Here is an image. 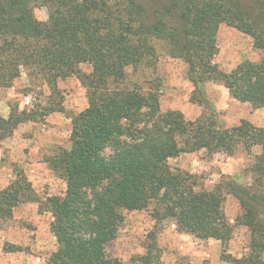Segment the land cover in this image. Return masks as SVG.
Segmentation results:
<instances>
[{
  "label": "trees",
  "instance_id": "1",
  "mask_svg": "<svg viewBox=\"0 0 264 264\" xmlns=\"http://www.w3.org/2000/svg\"><path fill=\"white\" fill-rule=\"evenodd\" d=\"M38 5L49 9L45 22L34 15ZM222 24L240 28L264 51V0H0V86H11L25 69L52 87L75 76L87 90L88 107L72 119L70 149L60 148L49 160L66 194L41 203L23 174L0 190V219L29 202L51 213L57 250L48 264H126L106 246L116 239L124 210L143 211L152 203L156 218L174 221L180 233L226 243L234 225L223 210L225 190L240 203L237 223L250 231V250L241 258L222 254V260L264 264V193L258 191L264 186V127L241 120L221 128L213 116L191 121L178 110L162 112L159 93L131 87L126 73L151 64L153 40L166 39L172 56L189 66L193 102H199L200 85L212 82L234 100L264 108V60L244 61L231 72L215 62ZM81 64L92 71L83 73ZM36 120L12 106L7 118L0 114V144ZM241 147L261 149L249 187L197 191L195 176L169 165L182 154L232 156ZM11 248L5 251H21Z\"/></svg>",
  "mask_w": 264,
  "mask_h": 264
},
{
  "label": "rangeland",
  "instance_id": "2",
  "mask_svg": "<svg viewBox=\"0 0 264 264\" xmlns=\"http://www.w3.org/2000/svg\"><path fill=\"white\" fill-rule=\"evenodd\" d=\"M34 15L45 22L49 9L35 6ZM153 45L155 60L138 70L130 66L126 73L131 87L159 93L162 112L178 110L191 121L213 116L221 128L238 125L243 118L254 119L253 115L258 112L261 124L264 109L256 111L249 104H240L219 83L200 85L203 92L197 94L199 102H193L195 85L189 66L183 59L172 56L168 40L154 39ZM217 45L219 50L214 60L226 72L244 61L264 60V51L257 49L253 38L236 26L222 24L217 33ZM80 69L86 74L92 71L89 64H81ZM27 97L31 98L30 105L25 103ZM12 106L33 112L37 120L20 125L0 144V188L8 187L18 174H23L41 203L49 197H63L67 184L52 171L49 160L60 148L70 149L72 119L88 107L86 88L75 76L59 79L52 87L42 77L29 76L23 69L11 86H0V114L8 117ZM51 107L55 108L54 112L50 111ZM106 153L109 154V150ZM260 153V148L247 150L244 147L232 156L201 150L170 159L169 165L173 170L195 176L197 191L213 190L219 185L228 187L230 183L249 187L256 179L252 169ZM258 191L264 193V186ZM225 193L223 210L234 225L230 241L223 243L180 233L174 221L156 218L157 206L152 203L143 211H123L124 220L117 237L106 246L108 255L126 264H231L222 260V254L237 258L248 254L250 231L237 223L242 214L238 199L226 190ZM52 221L51 213L45 208L41 210L36 202L22 204L0 219V264H48L57 250V240L50 230ZM13 246L21 251H5Z\"/></svg>",
  "mask_w": 264,
  "mask_h": 264
},
{
  "label": "crops",
  "instance_id": "3",
  "mask_svg": "<svg viewBox=\"0 0 264 264\" xmlns=\"http://www.w3.org/2000/svg\"><path fill=\"white\" fill-rule=\"evenodd\" d=\"M229 92V91H228ZM229 96L231 97V95H230V93H229ZM236 101V100H235ZM238 102V101H237ZM240 104H248V103H241V102H239ZM250 106H251V104H249ZM264 108H261V109H255L256 111L257 110H263ZM257 115H258V112H256V114H254L253 116H255L254 117V119H250V118H243L242 120H248V121H250L251 123H253L254 125H256V126H258V127H264V119L261 121V124H259V122H258V120H260V119H258L257 118ZM4 117V116H3ZM7 118V117H6ZM240 124V123H239ZM7 188V187H6ZM3 189H5V187L3 188ZM2 188H0V190H3Z\"/></svg>",
  "mask_w": 264,
  "mask_h": 264
},
{
  "label": "built area",
  "instance_id": "4",
  "mask_svg": "<svg viewBox=\"0 0 264 264\" xmlns=\"http://www.w3.org/2000/svg\"><path fill=\"white\" fill-rule=\"evenodd\" d=\"M25 103H26V105H30L32 103L31 98L27 97Z\"/></svg>",
  "mask_w": 264,
  "mask_h": 264
}]
</instances>
